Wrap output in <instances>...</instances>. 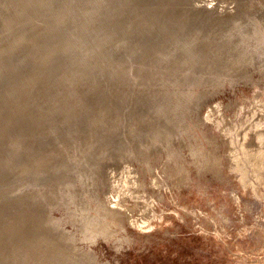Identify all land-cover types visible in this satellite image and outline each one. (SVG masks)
Instances as JSON below:
<instances>
[{"label": "rangeland", "instance_id": "obj_1", "mask_svg": "<svg viewBox=\"0 0 264 264\" xmlns=\"http://www.w3.org/2000/svg\"><path fill=\"white\" fill-rule=\"evenodd\" d=\"M210 1L0 0V264H264V0Z\"/></svg>", "mask_w": 264, "mask_h": 264}, {"label": "bare ground", "instance_id": "obj_2", "mask_svg": "<svg viewBox=\"0 0 264 264\" xmlns=\"http://www.w3.org/2000/svg\"><path fill=\"white\" fill-rule=\"evenodd\" d=\"M208 1V0H207ZM210 1V0H209ZM211 2V1H210ZM210 4V3H209ZM215 4V3H214ZM213 5V4H212ZM211 7V6H210ZM208 8V7H207ZM202 13V12H201ZM252 14V13H251ZM201 14L200 13H194V16H196V17H199ZM202 16V15H201ZM84 17H85V15H84ZM207 17H208V14H207ZM75 18H79V17H75ZM85 18H87V17H85ZM256 28V27H255ZM258 34V33H257ZM74 35V34H73ZM72 35V36H73ZM75 36V35H74ZM258 36V35H257ZM83 37V36H82ZM69 38H71V35L69 36ZM17 39V38H16ZM26 41V40H25ZM18 41H15L14 42V44L15 43H17ZM24 50V49H23ZM96 58V57H95ZM48 60V59H47ZM97 61V60H96ZM99 67V66H98ZM110 70V69H109ZM111 71V70H110ZM101 72V71H100ZM73 73V72H72ZM114 73V72H113ZM74 74V73H73ZM119 75V74H118ZM67 76V75H66ZM72 77H73V75H72ZM112 77V76H111ZM118 77V76H117ZM66 79V78H65ZM6 95V94H5ZM181 99V98H180ZM176 102H177V100H176ZM180 105V104H179ZM187 112V111H186ZM172 114V113H171ZM177 114H179V113H177ZM174 115V114H173ZM176 119V118H175ZM198 143V142H197ZM194 147V146H193ZM196 150V149H195ZM249 159H251V164H249V165H251L253 168H254V170H255V174H256V176L257 177H260V167H259V162L257 161V159H259V158H254V157H248V160ZM214 160V159H213ZM247 162V161H246ZM207 163V162H206ZM207 165V164H206ZM246 165V164H245ZM244 165V166H245ZM249 167V166H248ZM238 168H239V172L241 173V179L242 180H244L245 178H248V177H245L246 176V170L245 169H247V167L244 169L243 167H242V164L241 163H239V165H238ZM195 169V168H194ZM249 170V169H248ZM253 171V170H252ZM255 174H254V176H255ZM260 180V179H259ZM27 181V180H26ZM108 210H110V209H108ZM111 215V214H110ZM114 215H115V212H114ZM126 236V235H125Z\"/></svg>", "mask_w": 264, "mask_h": 264}]
</instances>
